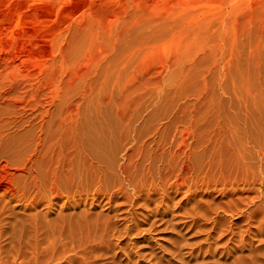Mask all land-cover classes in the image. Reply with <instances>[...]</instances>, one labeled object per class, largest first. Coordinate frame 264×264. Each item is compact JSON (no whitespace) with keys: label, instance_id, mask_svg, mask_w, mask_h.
<instances>
[{"label":"rangeland","instance_id":"obj_1","mask_svg":"<svg viewBox=\"0 0 264 264\" xmlns=\"http://www.w3.org/2000/svg\"><path fill=\"white\" fill-rule=\"evenodd\" d=\"M263 141L264 0H0V264H264L260 216L243 211L264 196ZM179 171L197 198L251 196L243 215L219 214L236 237L184 216L185 189L172 193L182 211L154 230L107 231L117 208L115 225L133 226L121 217L141 189L154 200L132 208L148 227L159 187Z\"/></svg>","mask_w":264,"mask_h":264},{"label":"bare ground","instance_id":"obj_2","mask_svg":"<svg viewBox=\"0 0 264 264\" xmlns=\"http://www.w3.org/2000/svg\"><path fill=\"white\" fill-rule=\"evenodd\" d=\"M96 133V132H95ZM97 135V134H96ZM98 135H100V133H98ZM89 136H91V134H89ZM92 137V136H91ZM261 137V136H260ZM89 138V137H88ZM102 138H104V137H102ZM107 138H112V136L111 135H109V137H107L106 136V140H108ZM262 138V137H261ZM98 139H100L101 140V138H100V136H98ZM259 137L257 138V141L259 142ZM103 140V139H102ZM105 140V139H104ZM105 140V141H106ZM112 140V139H111ZM247 140H249V139H247ZM83 141V140H82ZM87 141H89V140H87ZM91 141V140H90ZM110 141V140H109ZM255 141V140H254ZM113 142V141H112ZM261 142V141H260ZM264 142V141H263ZM85 143H86V141H85ZM104 143V142H103ZM107 143H108V141H107ZM106 143V144H107ZM110 143V142H109ZM253 143V142H252ZM256 143V142H255ZM82 144H83V142H82ZM99 143H97V145H98ZM254 144V143H253ZM257 144V143H256ZM258 144H260V143H258ZM261 144H263V143H261ZM84 145H86V144H84ZM94 145H96V144H94ZM104 146H106L105 145V143L103 144ZM255 145V144H254ZM254 145H253V147H254ZM264 145V144H263ZM87 146H88V144H87ZM109 146V145H108ZM107 146V147H108ZM113 146V145H112ZM112 146H110V147H112ZM244 146V145H243ZM256 146H258V145H256ZM109 147V148H110ZM252 147V148H253ZM89 149L91 148V146L90 147H88ZM98 148V147H97ZM104 148V147H103ZM244 148V147H243ZM256 148V147H255ZM257 148H259V146L257 147ZM100 149V148H99ZM111 149H114V146L111 148ZM82 150V149H81ZM80 150V151H81ZM87 150V152H88V149H86ZM92 150V152H91V157H89V159L90 160H92V159H94V160H96L97 161V164H95V166H98L99 168H101L102 169V166H101V162H102V160H105L106 158H104L103 156L104 155H100L101 153H99L100 151H96L95 149L93 150V149H91ZM115 150V149H114ZM247 150V149H246ZM254 150V149H253ZM264 150V149H263ZM260 151V150H259ZM240 151H238V153H239ZM244 153H245V150L243 151ZM261 152V151H260ZM264 152V151H263ZM82 153V152H81ZM254 153V152H253ZM84 154V153H83ZM240 154H241V152H240ZM245 154H247V153H245ZM250 154H252V153H250ZM256 154V153H255ZM105 155H107V154H105ZM257 155H261L260 153L259 154H257ZM86 156V155H85ZM108 156V155H107ZM110 156V155H109ZM112 156V155H111ZM88 157V156H87ZM86 157V158H87ZM244 157V156H243ZM251 157H253V155L251 156ZM111 158H113V157H111ZM115 158V157H114ZM49 159H51L52 160V157L50 156L49 157ZM48 159V160H49ZM88 159V158H87ZM87 159H85V160H87ZM259 161H261L262 162V165H261V163H259L260 165H261V169H260V167H259V170H258V172L261 170V172H262V174L264 175V154H263V156L262 157H260L259 156ZM59 160V159H58ZM61 160V159H60ZM90 160H89V162H90ZM109 160H111V159H109ZM108 160V161H109ZM107 161V160H106ZM112 161V160H111ZM253 161V160H252ZM258 161V162H259ZM46 162H48V161H46ZM61 162V161H60ZM92 162V161H91ZM90 162V163H91ZM113 162V161H112ZM257 162V163H258ZM93 163H95V162H93ZM115 163V162H114ZM236 163H237V161H236ZM241 163V162H240ZM35 164H36V162H35ZM62 164V163H61ZM103 164V163H102ZM105 164V163H104ZM239 164V163H238ZM258 164V165H259ZM47 165V164H46ZM49 165V164H48ZM63 165V164H62ZM61 165V166H62ZM109 165V164H108ZM245 165V164H244ZM31 166H33V165H31ZM93 166V165H92ZM257 166V165H256ZM34 167V166H33ZM46 167H48V166H46ZM110 167V166H109ZM108 167V168H109ZM191 167V166H190ZM35 168H37V167H35ZM50 168V167H49ZM113 168V167H112ZM241 168V167H240ZM31 169V168H30ZM33 169V168H32ZM39 169V168H38ZM48 169V168H47ZM47 169H45L46 170V174H45V171L43 172L44 174H45V176H49L51 173L52 174H55V173H57L58 171H59V169H58V167L56 168V169H52L51 170V172H49L50 171V169H49V171H47ZM182 169V168H181ZM180 169V170H181ZM62 170V169H61ZM60 170V171H61ZM108 170V169H107ZM183 170V169H182ZM231 170V169H230ZM232 170H233V168H232ZM42 171V170H41ZM99 171V170H98ZM101 171V170H100ZM189 171V170H188ZM247 171V170H246ZM34 172V171H33ZM35 172H38V171H35ZM39 172H40V170H39ZM61 172H63V171H61ZM105 172V171H104ZM122 172H124V171H122ZM180 172V174H178V178L179 179H175V181H173V182H170L168 185H166L165 187H162V186H160L159 187V185L158 184H155V185H158V187H159V189L161 190V191H158L157 190V188L155 189V190H157L158 191V193H159V198H157V199H155V206H154V208H149V211H147V213L145 214V216L147 215V218H145L146 220L148 219L149 221H148V227L146 226L145 228H141L140 227V224H139V220H138V218H140L138 215H139V213L137 214V212H136V210H134V208H132L135 204H138V205H141V206H139V207H148V205H149V203L151 202V201H153L154 200V198H152V192H150V191H146V192H142V189H141V191H139V193H138V195H134V196H136L135 198H132L131 197V199H129V200H127L126 202L128 203V205H129V208L127 209V210H125L126 211V214L125 215H122V217H121V219L123 218V219H125V222H132L133 224V226H130L129 224H122V227L121 226H117V225H115V222H114V220H116V219H113L114 217L115 218H117L120 214V212L118 213L117 212V209H120V208H117L115 211H116V213L114 214V212H113V216H110L108 219H109V222L107 221L106 223H107V227H109L108 228V232L110 231V232H114L113 233V235H117V236H115V237H122L121 236V234H127L128 232H129V229L131 228V230H135V231H139V232H141V231H144V230H147L146 232H148V230H150L151 228H152V230H154L153 229V227L157 224V222L158 221H160V220H163L164 219V216H166L167 214H168V210L169 209H172L173 207H179V210H181L182 211V206H183V211H182V213H183V215L185 216H190L192 219V222L193 223H200V222H196L195 221V217L196 216H199L200 218H199V221H201L200 219H202V218H204V219H207L206 217H211V220H212V222H213V225H212V227L210 226V230H211V228H212V230H217L218 229V232H219V229L221 230V229H225V225H226V231H228L229 233H227V234H230L231 236H234V234H235V232H236V230L237 229H235V232H234V230H233V228H232V226H235L236 224H231V225H228V224H225V219H226V215L224 216L223 214H221L222 216H220L219 214L222 212V213H232V214H234V216H235V213H237V217H238V215L241 213V215H243V212H242V210L244 209H242L241 208V206L244 204V205H246V204H248L249 203V197L248 196H250V195H248L247 197H246V195H244V196H242V195H240V193L243 191V190H241L240 191V193L238 192L239 190H238V188L237 187H234V188H232V189H230L227 193L225 192V195L223 196V194H221L223 197H225V196H230L229 197V199L228 200H221V201H219L220 199H215V197H210L208 200H206L207 199V197H206V199L205 200H203V198H204V196L206 195V196H208V195H210V193H208L207 191H205V192H203V194H204V196L202 197V196H200L199 198H197L198 197V194L200 193V192H198V190H199V188H197V187H195V188H193V186H194V180L193 179H190L192 176H189L190 178V180L189 181H191V180H193V182L192 183H189V181L187 182L186 181V178H184V177H186V176H183L184 175V173H183V175L181 174V172L182 171H179ZM217 172H218V170H217ZM229 172V171H228ZM248 172V171H247ZM32 173V172H31ZM231 173V172H230ZM33 174V173H32ZM39 174V173H38ZM40 174H42V173H40ZM43 174V175H44ZM224 175V174H223ZM263 175H261V176H263ZM45 176H43V178L45 177ZM113 176V175H112ZM177 176V175H176ZM220 176V175H219ZM46 177V178H47ZM264 178V177H263ZM187 179H188V177H187ZM39 176L38 175H35L34 176V178H32V180H31V183L36 187L37 185H36V182L37 183H39ZM262 183V182H261ZM39 185H40V183H39ZM208 185V184H207ZM206 185V186H207ZM201 186V185H200ZM204 186V185H203ZM54 187H56V184H54ZM204 188V187H203ZM237 188V189H236ZM242 188H244L243 186H242ZM249 188V187H248ZM171 189V190H170ZM182 189H185V190H183V201H184V204L186 205V204H190V207H188V206H185V205H182L181 206V204H182V200L179 198L178 200H176V201H174L175 199H176V196L174 197V195H176V194H172V193H179V192H181L182 191ZM207 189V187L205 188V190ZM245 189V188H244ZM247 189V188H246ZM250 189V188H249ZM252 189V188H251ZM150 190V189H149ZM154 190V191H155ZM211 190V189H210ZM222 190H224V189H222ZM157 191L156 192H153L154 194L155 193H157ZM200 191H201V189H200ZM204 191V190H203ZM246 191V190H245ZM239 194H238V193ZM244 192V191H243ZM248 192V191H247ZM238 194L237 196H235V194ZM245 194H247L246 192H245ZM251 194V193H250ZM262 194H263V192H262ZM214 195V194H213ZM256 195V194H255ZM178 196V195H177ZM222 196H220V198H222ZM254 197H256L257 199H258V204H257V202H256V204H257V206L255 205L254 206V208L250 205L251 203H249L248 204V206L250 205L251 207H252V209L250 208V206L248 207V209L250 208V210H243L245 213L244 214H246L245 216H244V218L246 217V219H245V221L246 220H253V222H254V217H256V216H260V219H258V217H257V219L259 220V223H257L258 224V227H256L258 230H257V233H255L256 235L260 232V231H262V230H264V196L263 195H261V194H258L257 196H254ZM130 198V197H129ZM175 198V199H174ZM182 198V197H181ZM218 198H219V196H218ZM227 198V197H226ZM250 198H251V196H250ZM252 199H254V198H252ZM115 200V198H113L112 199V201H114ZM218 200V201H217ZM247 200H249V201H247ZM111 200L110 201H108L109 203H111L112 202ZM250 202H252V201H250ZM254 202V201H253ZM255 202H254V204H255ZM115 203V202H114ZM124 203V202H123ZM106 204H107V202H106ZM242 204V205H241ZM253 204V205H254ZM113 205V204H112ZM127 205V206H128ZM244 205L242 206V207H244ZM119 206V205H118ZM137 206V205H136ZM109 207H110V205H109ZM115 207H116V205H115ZM184 207H186V208H184ZM137 208V207H136ZM177 209V208H176ZM173 210H174V208H173ZM173 210H171L172 212H173V214L174 213H176V212H174ZM112 211H114V210H112ZM170 211V210H169ZM230 211V212H229ZM109 212V211H108ZM148 212H150V213H152V214H150V213H148ZM240 212V213H239ZM118 213V214H117ZM122 213V212H121ZM124 213V212H123ZM122 213V214H123ZM142 213V212H141ZM239 213V214H238ZM178 214V213H177ZM177 214H176V216L175 217H177ZM209 214V215H208ZM258 214V215H257ZM260 214V215H259ZM151 217H150V216ZM182 215V216H183ZM144 216V215H143ZM148 216H149V218H148ZM182 216H180L179 217V215H178V217L177 218H182ZM112 217V218H111ZM202 217V218H201ZM186 218V217H185ZM184 217L182 218V219H185ZM197 218V217H196ZM228 219H230V217H227ZM120 219V220H121ZM143 219H144V217H143ZM143 219L141 220L142 221V224L144 223L143 222ZM257 219H256V222H257ZM112 220V221H111ZM118 220V219H117ZM119 220V221H120ZM146 220H144L145 222H146ZM190 220V221H191ZM208 221H209V219H207ZM207 220H205V222L207 221ZM104 221V220H103ZM171 222V221H173L172 219H169L168 218V222ZM179 221V220H178ZM204 221V220H203ZM207 221V222H208ZM228 221H230V220H227L226 222H228ZM247 221V222H248ZM124 222V221H123ZM182 222H184L185 223V225L187 224L186 222H185V220H181V223ZM204 222V225L205 224H207V223H205ZM167 223V222H166ZM192 223V224H193ZM203 223V222H202ZM202 223H200V224H202ZM208 223H211V222H208ZM119 224V223H118ZM169 224V223H168ZM176 224H178V222H174V223H170V225L172 226V228H177V225ZM189 224V223H188ZM191 224V223H190ZM248 224V223H247ZM184 225V224H183ZM142 226V225H141ZM166 226V225H165ZM168 226V225H167ZM188 226V225H187ZM194 226V225H193ZM196 226H198V224L196 225ZM203 226V225H202ZM206 226V225H205ZM205 226H203V228L205 227ZM238 226V225H237ZM236 226V227H237ZM107 227H105L106 229H107ZM170 227V226H169ZM169 227H167V228H169ZM180 227V226H179ZM198 227H200V226H198ZM235 227V228H236ZM186 228V226H184V229ZM202 228V227H201ZM166 229V228H165ZM178 229V228H177ZM180 229H181V227H180ZM183 229V230H184ZM200 229V228H199ZM113 230V231H112ZM152 230H150V231H152ZM173 230V229H172ZM183 230H181L182 232H183ZM201 230H204V229H201ZM105 231V230H104ZM175 231V230H174ZM176 231H178V230H176ZM223 231V230H222ZM238 231H240V229H238ZM109 232V233H110ZM198 233L200 232L199 230L197 231ZM225 232V231H224ZM223 232V233H224ZM117 233V234H116ZM138 233V232H137ZM178 233V232H177ZM222 233V232H221ZM237 233V232H236ZM263 233V232H262ZM146 234V233H145ZM181 234V233H180ZM179 234V235H180ZM184 234V233H183ZM111 235H112V233H111ZM112 235V236H113ZM209 235V234H208ZM143 236H144V232H143ZM220 236H221V234H220ZM229 236V235H228ZM227 236V237H228ZM229 237V238H227V241H229L230 240V238H234V237H236V236H234V237ZM114 237V238H115ZM180 237V236H179ZM223 236H221V238H222ZM240 237V236H239ZM143 238V237H142ZM141 238V239H142ZM145 238H146V235H145ZM187 238V237H186ZM207 238V237H206ZM208 238H210V236L208 237ZM250 238V237H249ZM133 239V238H132ZM144 239V238H143ZM142 239V240H143ZM175 240H176V238H174ZM177 239H180V238H178V236H177ZM240 240H239V242L238 243H240L241 244V246L242 247H244V245L245 246H247L246 245V238H245V236L244 235H241V238H239ZM134 240H135V238H134ZM174 240V241H175ZM189 241L188 239H182L181 241ZM205 240H208V239H205ZM205 240H203V241H201V242H203V243H206V242H204ZM235 240V239H234ZM252 240V239H251ZM259 240V239H258ZM129 241H130V243H131V239H129ZM128 241V242H129ZM137 241V240H136ZM144 241V240H143ZM142 241V242H143ZM174 241H172V244L174 243ZM178 241V240H177ZM236 241V240H235ZM235 241H233V242H235ZM250 241V240H249ZM179 242V243H178ZM177 243L179 244L178 245V247H181L182 245H180V243H182V242H180V240L178 241ZM190 242V241H189ZM201 242H198V243H201ZM237 242V241H236ZM251 242H253V241H251ZM129 243V244H130ZM133 243V242H132ZM131 243V244H132ZM138 243V242H137ZM136 243V244H137ZM144 243V242H143ZM176 243V242H175ZM175 243H174V245H175ZM196 243V242H195ZM194 243V244H195ZM211 243V242H210ZM225 243V242H224ZM229 243V242H228ZM183 244V243H182ZM184 244H188V243H184ZM183 244V245H184ZM202 244V243H201ZM207 244H209V241H208V243ZM226 245H225V247L224 248H226V247H229V245H227V242L225 243ZM236 244V243H235ZM248 244V243H247ZM119 245V244H118ZM133 246H134V244H132ZM140 244H138V246H139ZM174 245H173V247H174ZM231 245H233L234 246V243L233 244H231ZM249 245H251V244H249ZM137 246V245H136ZM148 246V245H147ZM194 246V245H193ZM197 246V245H196ZM198 246H200V245H198ZM203 246H204V244H203ZM209 246V245H208ZM212 246V245H211ZM232 246V247H233ZM236 246V245H235ZM238 246V245H237ZM237 246H236V249H237ZM240 246V245H239ZM238 246V247H239ZM241 246H240V248H241ZM252 246H253V244H252ZM141 247H143L142 245H141ZM145 247V246H144ZM192 247V246H191ZM214 247H216V246H214ZM213 247V248H214ZM248 247V246H247ZM254 247V246H253ZM252 247V248H253ZM257 247V246H256ZM131 248V247H130ZM137 248V247H136ZM136 248H135V255L137 256V257H141V256H143V258H146V257H144V253L143 252H145V251H143V250H136ZM175 248V247H174ZM182 248V247H181ZM184 248H185V250H186V246H184ZM190 248V247H189ZM198 248V247H197ZM209 248V247H208ZM223 248V249H224ZM249 248V247H248ZM121 249H122V247H121ZM133 249V247L130 249V250H132ZM140 249H143V248H140ZM145 249V248H144ZM177 249V248H176ZM191 249V248H190ZM189 249V250H190ZM194 249V248H193ZM195 249H196V247H195ZM204 249H205V247H204ZM227 249H232V248H227ZM125 250V252H127L126 250H128V249H124ZM146 250V249H145ZM167 250H169L170 251V249H167ZM179 250V249H178ZM177 250V251H178ZM187 250H188V248H187ZM199 250V249H198ZM201 250V249H200ZM207 250V249H206ZM214 250V249H213ZM216 250V249H215ZM233 250V249H232ZM133 251V250H132ZM142 253H141V252ZM151 251V250H150ZM149 251V252H150ZM164 251H165V249H164ZM176 251V250H175ZM179 251H182V249L181 250H179ZM178 251V252H179ZM184 251V250H183ZM195 251V250H194ZM205 251V250H204ZM235 252H237L238 250H234ZM121 252V251H120ZM149 252H147V253H149ZM166 252H168V251H166ZM172 253H173V251H171ZM193 252V250L191 249L190 250V253H192ZM221 252V251H220ZM124 253V252H123ZM123 253H122V255H123ZM129 252H127V254H128ZM132 253V252H131ZM146 253V252H145ZM189 253V254H190ZM194 254H195V252H193ZM196 253H198V252H196ZM205 252H203V254H204ZM206 253H207V251H206ZM210 253V252H209ZM223 253V252H222ZM226 253V252H225ZM224 253V254H225ZM228 253H229V251H228ZM234 253V252H233ZM257 253H259V250H258V252ZM126 254V255H127ZM156 253H154V252H150L148 255L146 254V256L148 257L149 255H150V257H149V259L151 258V256L152 257H154V258H157L158 256H154ZM170 254V253H169ZM174 254H175V252H174ZM213 254V253H212ZM211 254V255H212ZM215 254V253H214ZM227 254V253H226ZM230 254V253H229ZM249 254V253H248ZM251 254V253H250ZM171 255V254H170ZM180 255V254H179ZM197 255V254H196ZM195 255V256H196ZM201 255V254H200ZM210 255V256H211ZM254 255V254H253ZM128 256V255H127ZM173 256V255H172ZM192 256H194V255H192ZM199 256V255H198ZM208 256H209V254H208ZM209 256V257H210ZM238 256V255H237ZM252 256V255H251ZM264 256V255H263ZM129 257H130V254H129ZM184 257V256H183ZM205 257V256H204ZM236 257V256H235ZM239 257V256H238ZM241 257V256H240ZM135 258V257H134ZM133 258V259H134ZM138 258V259H139ZM142 258V259H143ZM153 258V259H154ZM237 258V257H236ZM261 258V257H260ZM127 259V258H126ZM129 259V258H128ZM141 259V260H142ZM147 259V258H146ZM153 259H152V261H153ZM239 259H241V258H239ZM69 260V259H68ZM71 260H73V259H71ZM70 260V261H71ZM131 260H132V257H131ZM148 260V259H147ZM155 260H157V259H155ZM154 260V261H155ZM130 261V260H129ZM139 261V260H138ZM151 261V262H152ZM158 261V260H157ZM202 261V260H201ZM87 262V261H86ZM90 262V261H89ZM131 262H133V261H131ZM141 262H145V261H141ZM148 262H150V260L148 261ZM186 262V261H185ZM70 263V262H69ZM84 263H85V261H84ZM88 263V262H87ZM93 263V262H92ZM154 263V262H153ZM156 264L158 263V262H155ZM94 264V263H93ZM134 264V263H133ZM149 264H152V263H149ZM187 264V263H186ZM203 264V263H202Z\"/></svg>","mask_w":264,"mask_h":264}]
</instances>
